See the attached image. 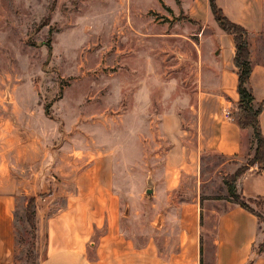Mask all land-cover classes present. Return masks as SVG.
Returning a JSON list of instances; mask_svg holds the SVG:
<instances>
[{"label": "crops", "instance_id": "crops-1", "mask_svg": "<svg viewBox=\"0 0 264 264\" xmlns=\"http://www.w3.org/2000/svg\"><path fill=\"white\" fill-rule=\"evenodd\" d=\"M162 1L176 10V0ZM181 2L180 11L195 24L191 31L202 33L195 43L196 88L160 112L153 130L147 123L140 134L131 128L132 135L126 136V145L140 141L147 149H158L152 156L141 155L142 172L154 187L142 205L148 216L145 224L139 230L134 226L137 231L125 224L131 209L125 204L124 210L120 188L135 158L107 153L52 164L50 155L42 156L36 145L14 133L11 150L5 139L6 151L0 154V264H15L19 203L32 197L40 264H204L206 219L215 226L212 264H264L254 251L258 217L235 201L224 205L213 194L215 186L204 180L206 156L226 159L220 169H230V162L247 156L255 142L254 130L241 129L236 119L240 96L235 40L217 24L209 0ZM217 3L232 22L248 31L250 86L258 106L264 102V0ZM145 67L142 91H148L151 80L150 65ZM146 111L133 107L130 112ZM259 121L264 135V109ZM116 129L111 128L113 133ZM120 140L111 137L109 145ZM150 161L156 164L152 173ZM236 188L246 200H264V172L251 167Z\"/></svg>", "mask_w": 264, "mask_h": 264}, {"label": "rangeland", "instance_id": "rangeland-1", "mask_svg": "<svg viewBox=\"0 0 264 264\" xmlns=\"http://www.w3.org/2000/svg\"><path fill=\"white\" fill-rule=\"evenodd\" d=\"M175 3L172 11L161 0H0V154L5 139L11 150L16 133L42 156L50 155L52 164L107 153L135 158L120 188L124 206L130 205L125 224L131 230L148 219L142 205L149 180L141 155L158 149L140 141L126 145V136L131 128L140 134L147 123L154 128L160 112L196 88L195 43L202 33L191 31L195 24L180 11L181 0ZM147 64L151 80L142 91ZM133 107L147 111L133 114ZM111 137L122 140L110 146ZM254 145L230 169H220L227 160L219 156L203 159L204 180L224 205L235 201L227 185L234 168L264 169L252 165ZM149 166L152 173L156 164ZM28 201L21 199L16 215V264H40L41 245L26 218ZM248 205L260 221L255 255L264 260V200ZM207 224L206 219L203 263L212 264L215 226Z\"/></svg>", "mask_w": 264, "mask_h": 264}, {"label": "trees", "instance_id": "trees-1", "mask_svg": "<svg viewBox=\"0 0 264 264\" xmlns=\"http://www.w3.org/2000/svg\"><path fill=\"white\" fill-rule=\"evenodd\" d=\"M209 4L211 12L219 27L226 33L232 35L235 40L236 55L234 59V65L238 70V93L240 96L236 119L241 129L246 130L252 128L254 130L256 150L252 165L257 164L261 166L264 165V135L261 132L259 117L264 109V102L258 106H255L254 104L255 98L253 95V90L250 86V78L253 72V67L251 63L248 31L244 27L232 22L219 7L217 0H209ZM251 167L252 166H250V168ZM250 168L243 172L236 171L232 175V181H230V184L227 185L229 194L235 199V202L247 212L257 216L248 205V202H254L255 200H246L241 195H237L236 183L238 179L246 174ZM260 172H264V169H261ZM35 208L36 198L32 197L29 199L28 205L26 206V218L33 234L36 235L37 225ZM16 261L15 264L17 263Z\"/></svg>", "mask_w": 264, "mask_h": 264}, {"label": "water", "instance_id": "water-1", "mask_svg": "<svg viewBox=\"0 0 264 264\" xmlns=\"http://www.w3.org/2000/svg\"><path fill=\"white\" fill-rule=\"evenodd\" d=\"M148 186H149V189L147 190L146 193L148 195H152L153 194V191H154V187H153V184H152V181L151 180L149 181Z\"/></svg>", "mask_w": 264, "mask_h": 264}, {"label": "built area", "instance_id": "built-area-1", "mask_svg": "<svg viewBox=\"0 0 264 264\" xmlns=\"http://www.w3.org/2000/svg\"><path fill=\"white\" fill-rule=\"evenodd\" d=\"M228 115L230 116L231 114H230V113H228Z\"/></svg>", "mask_w": 264, "mask_h": 264}]
</instances>
